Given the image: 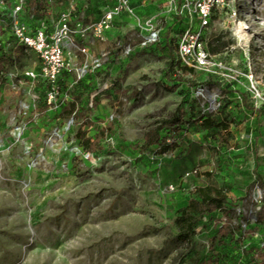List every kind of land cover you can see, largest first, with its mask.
Segmentation results:
<instances>
[{"label": "rangeland", "instance_id": "obj_1", "mask_svg": "<svg viewBox=\"0 0 264 264\" xmlns=\"http://www.w3.org/2000/svg\"><path fill=\"white\" fill-rule=\"evenodd\" d=\"M2 1L13 7V0ZM131 1L163 37L184 27L175 14L181 0ZM40 2L45 6L38 11ZM117 3L28 0L24 18L31 22L35 14V25L45 26L72 8L92 23ZM235 4L239 10L240 0ZM248 8L236 18L224 10L206 31L233 77L197 70L175 91L167 89L164 43L145 45L143 30L126 12L103 38L84 42L88 54L75 58L87 70L64 79L53 96L39 76L38 55L10 39L15 64L0 75V264L264 260V0H248ZM9 19L3 43L11 35ZM241 21L250 27L245 35ZM74 102L70 116L66 108ZM175 114L180 127L163 131L169 146L143 151L145 133ZM207 118L228 124L229 132L211 135ZM81 132L101 136L103 149L85 152ZM206 185L223 188L229 198L202 220L196 236L179 241L177 217ZM224 225L227 237L219 233Z\"/></svg>", "mask_w": 264, "mask_h": 264}, {"label": "built area", "instance_id": "obj_2", "mask_svg": "<svg viewBox=\"0 0 264 264\" xmlns=\"http://www.w3.org/2000/svg\"><path fill=\"white\" fill-rule=\"evenodd\" d=\"M235 1L181 0L175 14L182 17L185 25L177 38V59L182 65L209 75L233 77L232 68L211 51L206 31L224 10H228L231 18L238 16ZM1 4L13 19L11 29L16 41L38 55L41 62L39 76L50 85L52 96L64 79L84 74L87 65L78 66L75 53L88 54V45L84 42L103 38L112 28L116 15L126 12L132 21L136 20V26L143 30L145 45L150 46L164 40L162 29L158 28L156 21L153 18L142 19L131 0H118L117 5L106 11L96 22H84L70 8L60 12L58 18L48 25L38 27L25 21L27 0H13L11 9L7 8L5 2L2 1ZM130 54L131 50L128 51V55ZM31 75L36 76V73L31 72Z\"/></svg>", "mask_w": 264, "mask_h": 264}, {"label": "trees", "instance_id": "obj_3", "mask_svg": "<svg viewBox=\"0 0 264 264\" xmlns=\"http://www.w3.org/2000/svg\"><path fill=\"white\" fill-rule=\"evenodd\" d=\"M40 3L42 4L39 5L37 9L38 11H40L45 6L43 5V2ZM1 6L3 5L0 3V13L3 16V19H0V75H2V73L5 72L9 66H13L15 64L13 52L7 49V43L11 41L10 39H15L12 33V29L10 37L7 38L3 43V36L6 37L7 33L6 26L9 24V18L12 17L9 15V11L4 10V7ZM33 16L34 19L31 21L32 26L38 27L39 25H35V18L37 17V15L34 14ZM25 21L30 22L26 19ZM176 21H180L183 23L182 17H176ZM184 27L182 28L181 32L184 30ZM178 35L173 37L169 31L163 37L164 40L160 41L161 43H164L163 49L170 57L169 70L165 73L166 79L172 82V86H169L167 88L170 91H175L181 83L187 81L188 75L194 74L196 72L195 69L182 65L181 62L177 59V54L175 53H177ZM23 48L25 47L23 46ZM210 49L211 51H216L214 47ZM249 108L255 109L251 106H249ZM66 110L70 116L76 113V102H74L70 107L66 108ZM181 122L182 118L178 114H175L170 119L165 120L162 126L147 131L144 135L145 143L141 147V149L145 151L150 150L154 146H159L164 151V149H166V146H169L167 140L170 139V134H164L163 131L167 129L170 130L174 127H180ZM203 123L204 126L209 130L211 135H215L218 133L222 134L223 131L229 132L228 124H216L210 118L205 119ZM80 138L82 141V146L87 153H95L103 149L101 136L91 138L81 132ZM255 172L257 173V178L262 179V176L259 172V165L256 166ZM228 198L229 195L223 188H219L214 185L197 187L194 195L189 200L188 205L179 213V216L177 217L176 222L179 229V233L177 235L178 240L187 242L190 241L194 236H196L198 234V226L200 225L202 220L209 214H212L219 209H223ZM219 233H223L224 236L227 237L228 226H222V228L219 230ZM218 261L219 260L217 259L216 262ZM256 264H264V260H262L261 262H257Z\"/></svg>", "mask_w": 264, "mask_h": 264}, {"label": "bare ground", "instance_id": "obj_4", "mask_svg": "<svg viewBox=\"0 0 264 264\" xmlns=\"http://www.w3.org/2000/svg\"><path fill=\"white\" fill-rule=\"evenodd\" d=\"M240 3H241V7H240L241 12H240V15H243V14L246 15V14H248L249 13L248 0H240ZM249 29H250V27L247 26L245 22H242L241 21L239 23V30L238 31L241 34H244L245 35L246 34V30H249Z\"/></svg>", "mask_w": 264, "mask_h": 264}]
</instances>
